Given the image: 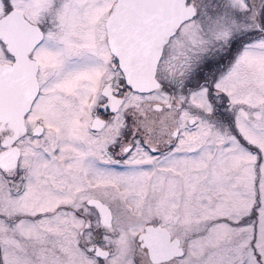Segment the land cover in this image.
<instances>
[{
	"label": "snow or ice",
	"instance_id": "snow-or-ice-1",
	"mask_svg": "<svg viewBox=\"0 0 264 264\" xmlns=\"http://www.w3.org/2000/svg\"><path fill=\"white\" fill-rule=\"evenodd\" d=\"M0 264H264V0H0Z\"/></svg>",
	"mask_w": 264,
	"mask_h": 264
}]
</instances>
